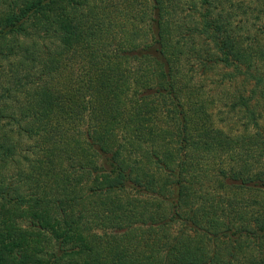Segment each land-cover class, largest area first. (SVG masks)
I'll use <instances>...</instances> for the list:
<instances>
[{"label": "trees", "instance_id": "obj_1", "mask_svg": "<svg viewBox=\"0 0 264 264\" xmlns=\"http://www.w3.org/2000/svg\"><path fill=\"white\" fill-rule=\"evenodd\" d=\"M0 264H264V0H0Z\"/></svg>", "mask_w": 264, "mask_h": 264}, {"label": "rangeland", "instance_id": "obj_2", "mask_svg": "<svg viewBox=\"0 0 264 264\" xmlns=\"http://www.w3.org/2000/svg\"><path fill=\"white\" fill-rule=\"evenodd\" d=\"M246 1L249 2V3L254 2V4H256V2H257V0H246Z\"/></svg>", "mask_w": 264, "mask_h": 264}]
</instances>
